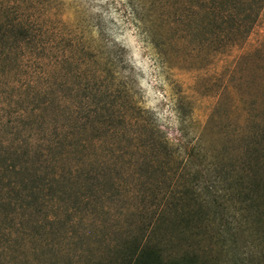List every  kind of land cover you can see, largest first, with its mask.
Listing matches in <instances>:
<instances>
[{
    "label": "rangeland",
    "instance_id": "obj_1",
    "mask_svg": "<svg viewBox=\"0 0 264 264\" xmlns=\"http://www.w3.org/2000/svg\"><path fill=\"white\" fill-rule=\"evenodd\" d=\"M34 1L54 9L44 55L78 61L48 97H21V67L2 79L0 264H122L147 244L264 264V0ZM78 66L106 67L100 115Z\"/></svg>",
    "mask_w": 264,
    "mask_h": 264
},
{
    "label": "trees",
    "instance_id": "obj_2",
    "mask_svg": "<svg viewBox=\"0 0 264 264\" xmlns=\"http://www.w3.org/2000/svg\"><path fill=\"white\" fill-rule=\"evenodd\" d=\"M28 2L31 3L4 4L5 2H3L2 5L0 4V85L2 79L8 75L11 69L18 70L21 67V90H23L21 97L28 98L30 95L48 97L52 94L50 88L53 79H57L59 63L63 61L76 62L78 59L72 57L71 54L62 57L56 55L57 58L54 60L44 55L47 54V49L55 53L53 51L55 46L54 38L50 44L46 39L53 31L50 28V23L41 17V14L50 15L54 9L49 2H40L39 4L34 0ZM105 63L107 69L111 68V84H114L116 81L114 67L117 66V59L109 56ZM11 65L12 67H10ZM86 68L78 66L76 69V76L80 78L81 84L74 90L80 97L78 103L81 104V108L86 110L89 115L97 116L100 115L101 110V83L105 68ZM60 74L63 76V73ZM21 180L24 181V179ZM36 180L28 179L27 181L35 184ZM122 264L177 263L166 262L160 250L151 248L147 244L136 249L131 258L126 259Z\"/></svg>",
    "mask_w": 264,
    "mask_h": 264
}]
</instances>
